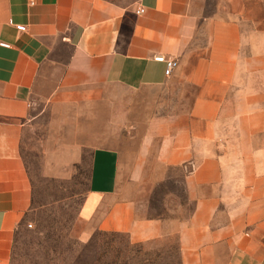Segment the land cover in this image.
Segmentation results:
<instances>
[{
	"label": "crops",
	"instance_id": "crops-1",
	"mask_svg": "<svg viewBox=\"0 0 264 264\" xmlns=\"http://www.w3.org/2000/svg\"><path fill=\"white\" fill-rule=\"evenodd\" d=\"M205 3L0 0V264L27 221L20 141L45 92L95 118L88 232L169 235L147 190L178 169L193 203L176 223L180 264H264V0Z\"/></svg>",
	"mask_w": 264,
	"mask_h": 264
},
{
	"label": "rangeland",
	"instance_id": "rangeland-1",
	"mask_svg": "<svg viewBox=\"0 0 264 264\" xmlns=\"http://www.w3.org/2000/svg\"><path fill=\"white\" fill-rule=\"evenodd\" d=\"M219 1L206 0L204 14H214ZM219 5L227 12L226 2ZM254 14L260 15L258 8ZM204 40L203 34L197 37L198 44ZM91 114L89 104L52 99L47 92L32 101L20 141L31 205L6 264H180L176 223L189 216L193 203L178 169L147 190V215L165 220L169 235L132 242L126 233L88 232L79 211L96 143Z\"/></svg>",
	"mask_w": 264,
	"mask_h": 264
},
{
	"label": "built area",
	"instance_id": "built-area-1",
	"mask_svg": "<svg viewBox=\"0 0 264 264\" xmlns=\"http://www.w3.org/2000/svg\"><path fill=\"white\" fill-rule=\"evenodd\" d=\"M143 11V8H139L137 10L138 13H141ZM16 28L19 30H24V26L22 25H16ZM177 61L175 59H168L166 60V66H165V74L169 75L173 71V69L176 67Z\"/></svg>",
	"mask_w": 264,
	"mask_h": 264
}]
</instances>
